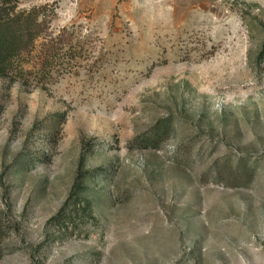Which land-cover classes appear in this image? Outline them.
<instances>
[{
  "label": "rangeland",
  "instance_id": "374dc122",
  "mask_svg": "<svg viewBox=\"0 0 264 264\" xmlns=\"http://www.w3.org/2000/svg\"><path fill=\"white\" fill-rule=\"evenodd\" d=\"M19 1L49 17L0 79V264H264V0Z\"/></svg>",
  "mask_w": 264,
  "mask_h": 264
},
{
  "label": "trees",
  "instance_id": "16d2710c",
  "mask_svg": "<svg viewBox=\"0 0 264 264\" xmlns=\"http://www.w3.org/2000/svg\"><path fill=\"white\" fill-rule=\"evenodd\" d=\"M47 9L45 7L25 12L21 10L19 0H0V79H7L11 83L29 80V74L33 73L29 68L36 49L35 43L44 31L49 17L45 14ZM50 47L52 46H48ZM61 48L48 55L41 63L38 78L42 82L48 81L52 72L67 61L68 51L64 52ZM79 199L73 194L54 221L69 222L80 211L81 206L93 216L91 203L86 199L79 203Z\"/></svg>",
  "mask_w": 264,
  "mask_h": 264
}]
</instances>
